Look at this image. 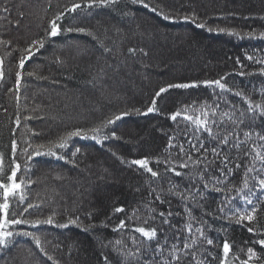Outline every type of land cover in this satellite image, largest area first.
I'll return each mask as SVG.
<instances>
[{
  "label": "trees",
  "instance_id": "16d2710c",
  "mask_svg": "<svg viewBox=\"0 0 264 264\" xmlns=\"http://www.w3.org/2000/svg\"><path fill=\"white\" fill-rule=\"evenodd\" d=\"M76 3L82 6L73 13L70 9ZM57 15H61L57 21L61 31L50 37V22ZM201 24L204 27H198ZM81 28L83 32L77 31ZM261 33L264 0H143L135 4L117 0L92 8L85 7L84 0H0V180L8 183L7 176L19 164L17 179L24 182L16 197L9 198L7 216L0 212L3 231L13 233L0 245V264H124V257L136 248L132 238L140 239L136 227L157 230L151 243L156 246L158 241L164 248L163 255L156 256L162 262L173 245L183 256V243L190 242L189 211L193 228L202 224L205 235L214 241L207 245L197 240L203 264H221L225 240L231 245L230 264L247 260L248 248L261 257L249 264H264V249L254 243L264 236V203L251 225L237 224L227 209L218 211L225 194L209 183L219 176V160L209 151L213 162L207 172L202 171L203 160L194 164L205 149L219 147L233 160L229 181L241 186L248 160L244 151L252 143L264 142L253 135L237 153L193 124L203 120L202 113L207 111L209 121L224 119L226 127L219 128L222 135L233 129L241 139L249 130L264 133L259 109L246 111L247 101L264 108V64L256 63L264 60ZM40 40L43 47H33L27 59L24 50ZM21 57H25L23 69L19 68ZM222 77L231 92L203 85ZM191 82L200 86L169 89L156 97V112L143 114L161 87ZM125 112L128 115L120 120L105 124ZM176 112L181 115L172 121ZM225 112L237 124L223 117ZM211 127L215 136L218 128ZM93 128L101 130L93 133ZM78 129L88 138H67ZM62 138L66 147H57ZM233 140L235 136L229 135L230 143ZM143 158L158 172L157 177L131 163ZM236 162L240 169H235ZM182 163L188 166L182 168ZM172 168L181 175L176 176ZM231 194H236L234 189ZM229 207L240 208V198ZM49 217L52 224L45 223ZM165 218L168 224L162 223ZM13 219L28 223H7ZM121 220L125 228L116 230ZM36 221L40 223L33 226ZM249 226L256 232L249 233ZM197 236L194 233L192 238ZM33 237L39 238V246ZM129 264H137L136 258ZM139 264L153 262L144 256Z\"/></svg>",
  "mask_w": 264,
  "mask_h": 264
},
{
  "label": "snow or ice",
  "instance_id": "6c2138e0",
  "mask_svg": "<svg viewBox=\"0 0 264 264\" xmlns=\"http://www.w3.org/2000/svg\"><path fill=\"white\" fill-rule=\"evenodd\" d=\"M117 0H84V6L88 8H92L93 6H107L109 4H115ZM143 3V0H132V3ZM80 3H76L73 5V7L70 9L71 12H76L77 9L81 8ZM144 7H148L147 4H144ZM4 11H7V8L4 9ZM167 19V17H165ZM61 20V15H57L55 19H53L50 22V30L48 32V36L50 37H56L60 31L61 28L57 21ZM198 27H204L203 24L198 25ZM211 30V29H210ZM67 31H73V29L68 28ZM77 31L83 32L84 29H77ZM220 31H224V29H220ZM230 34H236L238 33H230ZM261 37L264 38V33H261ZM43 40L40 41H34L32 46L29 48H26L24 51L27 54V59H31L32 55V48L36 47L39 45L40 47H43ZM130 52H134L135 49H129ZM248 60H253L252 56L247 57ZM3 61L0 60V65H2ZM256 63L264 64V60H257ZM25 64V57H21L20 62H19V68L23 69ZM261 73L264 74V68L261 69ZM31 74V73H30ZM19 76L20 73H17ZM243 75V73H241ZM3 77V71L0 70V79ZM222 79H217L214 81H204L203 85L205 87L209 88H215L219 89L220 92L228 91L231 92V89L224 83H222ZM18 83V81H17ZM200 85L191 82V83H174V84H169L166 87H161L159 91L155 93V97L151 100L150 106L147 107L146 112L143 114H148V113H153L157 111L156 108V97H160L162 93L168 92L169 89L176 88V89H189V88H195L199 87ZM235 95L241 96L242 94L240 92H236ZM217 96L219 97V93H217ZM248 107L246 109L247 112H256L257 109H259L258 114L261 117H264V108H262L259 104L253 105L251 101H247ZM219 107V105H217ZM233 107H235L233 105ZM139 113V109H136ZM244 113H241L243 115ZM128 115L127 112L121 113L119 115H116L114 119H108L105 124L110 125L113 124L116 120H120L122 116ZM180 112H176L171 115L170 119L172 121H175L178 116H180ZM202 115L205 117L203 120L196 119L193 120V124L196 126L197 131H202L208 134V136H212L213 139L218 140L219 145H226L230 146L231 148H234L237 150V153L240 152L241 150V145H248V142L251 140L252 136L255 135L258 137L259 141L264 142V133L261 132H253L252 130L246 131L243 133L244 139H241L240 134L236 132L235 129H233L231 132L228 134H220L219 133V128L221 125H225V121L222 118L221 120L217 121L215 119L209 121L208 119V112L205 111L202 113ZM212 115L215 116V112H212ZM223 117H227L228 121H231L233 124H237V120L234 119L233 115H230L228 112L223 113ZM184 119L188 120L191 119L189 116H184ZM253 122L255 120V117L252 118ZM240 124H243V120H239ZM211 125H216L218 128L217 134L214 136L213 134V129ZM104 125H101L103 127ZM226 127V125H225ZM100 128H93L90 129L91 132L93 133H99ZM84 130L78 129L73 132H70L67 134V138L71 137H82L84 139H87V135L82 136V132ZM112 136H115V132L111 134ZM229 135L235 136V140H233L231 143L229 141ZM94 140H97V136L93 135L91 137ZM107 138V137H105ZM99 142V141H98ZM171 143L169 144V147H171ZM57 147L64 148L66 147V138H62L61 141L57 144ZM204 145L202 143L199 144V148H203ZM16 148V143L13 141L12 143V149L15 150ZM193 149H197V145L193 144L192 145ZM77 152H79V149H76ZM211 152L212 156L214 159L219 160V176L214 177L212 180L209 181V183L212 184L213 189L216 192H221L224 193V200L221 202V205L218 207V211L221 213L225 212V209L228 210L229 213H231V218L235 220L237 224H242L243 222L247 221L249 225L253 223L257 219L256 213L259 210V205L264 203V143L256 144L252 143L248 145V150L244 151V156L248 158L247 163L244 167L243 170V175L240 181L241 186H237L235 183L229 181L228 177L232 176L234 173V170L230 165L233 163V160L229 159V155L227 153H222L221 149L219 147H213L211 149H205V152L197 158L196 161H194L195 165H200L201 161H204V168L202 171L207 172L208 171V165L211 164L213 161H210L208 159V152ZM180 152L183 153L184 149L183 146L181 145L180 147ZM51 155H56L54 152H50ZM39 155V153H37ZM188 159L191 160L192 157L191 155L188 156ZM131 163L133 165H138L140 168L145 169L152 177H157L158 172L154 171L152 167L149 166V162L147 158L143 159H135L132 160ZM182 168H186L188 165L187 164H180L179 165ZM241 165L239 162L235 163V169H240ZM20 165L15 164V170L11 171V174L7 176V180L9 181L8 183L3 182L0 180V190H2V195H3V203L0 204V212H3L5 216H7V209L9 208V198H15L17 193L20 192L23 181H18L17 179V171H19ZM175 173L176 176H180V172H176L174 168L170 169ZM0 171H3V156L0 155ZM200 180H204V176H200ZM209 183L204 184V188L208 189L209 188ZM233 189L235 190V195H232L231 193L233 192ZM199 191V189H197ZM259 193V195H257ZM179 195V193H177ZM237 197L240 198V204L241 207L237 209H233L229 207L232 203L233 200H236ZM184 199H189L188 196H184ZM203 198V197H201ZM157 200H160V197H156ZM24 196L21 193L19 196V201H23ZM161 203L164 201L160 200ZM32 205H29L28 207H31ZM22 211H27V208H23ZM117 212H122V208H117ZM186 211H188L186 209ZM161 217L165 216V213L161 212L159 214ZM168 215H171V213H168ZM189 215V222L186 224V231L188 233V238L190 239V242H184L183 243V256L180 255L177 251V246L173 245L172 246V251L168 252V259L162 262H157L156 261V256L163 255L164 253V248L162 246H159V242L157 241L156 246L152 245V241H156L157 238V230L155 228H144V227H136L134 229V232L140 234V239L137 241V238L133 237L132 242L134 245H136V248L134 251L130 252L127 256L124 257V264H129L130 260L132 257H135L137 260V264H139V261L143 259L144 256L150 257L152 260L153 264H181L182 261L187 260L188 264H203V254L199 252V249L197 248V240H201L207 245H213L214 241L211 238H208L205 235L204 228L201 224V226L193 228L192 220L194 219L191 216V212H188ZM167 218H165L162 223L163 224H168ZM8 224H21V223H28L26 220L22 219H13L11 221H7ZM40 221H36L33 226L36 224H39ZM45 223L52 224L53 221L51 217L48 218ZM71 223H75V221H71ZM66 227L67 225H63ZM5 227L4 223H0V245H4L7 238L12 236V232H5L3 231ZM125 228V222L123 220L120 221L118 228L119 229H124ZM247 231L249 233H254L256 232V229L254 227L249 226L247 228ZM198 234L196 238H192L193 235ZM24 235H32L31 233H25ZM36 240L37 246H39L40 241L39 238L33 237ZM116 243L119 245L121 242L116 241ZM254 243L260 245L262 249H264V236L262 238L256 240ZM140 244H143L144 247L140 248ZM196 248L194 251L193 249ZM231 250V245L227 240H225L222 244V252H223V259L221 260V264H230V261L228 259L229 257V252ZM247 252V257L248 259L245 261H242V264H249L250 261L256 259L259 260L261 257L257 255V252L253 248H248L246 250ZM200 255L201 259H197V256ZM107 260V257H105Z\"/></svg>",
  "mask_w": 264,
  "mask_h": 264
}]
</instances>
